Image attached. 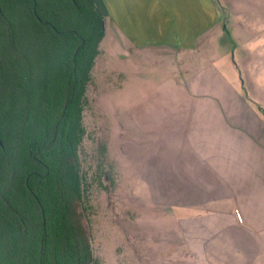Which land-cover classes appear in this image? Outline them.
I'll list each match as a JSON object with an SVG mask.
<instances>
[{"label": "rangeland", "instance_id": "1", "mask_svg": "<svg viewBox=\"0 0 264 264\" xmlns=\"http://www.w3.org/2000/svg\"><path fill=\"white\" fill-rule=\"evenodd\" d=\"M231 18L225 29L207 36L206 55L196 52L187 62L136 52L118 31L104 27L88 86L85 139L79 153L87 180L85 211L81 212L93 264H222L218 256L230 257L191 253L188 224L198 229L201 210H190L195 219L188 223L191 216L184 206L157 201L160 196L170 200L173 192L184 191L152 187L151 179L152 156H157L158 163L168 160L159 153L168 149L169 137L206 135L199 124L209 117L219 121V134H227L226 126L237 133L223 107L229 96L217 85L232 88L264 117V78L254 76L264 72V31L250 50L248 34H243L242 43L234 40L239 15ZM207 67L201 87L209 89V94L191 95L180 87L184 70L190 68L195 74ZM202 106L208 114L195 116ZM153 137L159 139L155 142ZM175 168L182 173L181 165ZM237 208L236 221L222 227L234 237L219 242L238 248L233 251L235 264H264V238L249 232L244 212Z\"/></svg>", "mask_w": 264, "mask_h": 264}, {"label": "trees", "instance_id": "2", "mask_svg": "<svg viewBox=\"0 0 264 264\" xmlns=\"http://www.w3.org/2000/svg\"><path fill=\"white\" fill-rule=\"evenodd\" d=\"M101 0H0V264H93L80 163Z\"/></svg>", "mask_w": 264, "mask_h": 264}, {"label": "crops", "instance_id": "3", "mask_svg": "<svg viewBox=\"0 0 264 264\" xmlns=\"http://www.w3.org/2000/svg\"><path fill=\"white\" fill-rule=\"evenodd\" d=\"M101 1L106 12L105 31H118L136 52H152L158 58L167 56L164 58L171 62H187L206 47L208 52L207 36L225 29L233 14L239 15L233 38L242 43L243 34H248L250 50L256 37L264 31V0ZM226 14L227 17L222 16ZM250 29L259 32L252 33ZM189 69L184 70L185 80L179 86L191 95L209 94V89L201 87L208 67L196 70L195 74ZM254 76L264 78V72H256ZM217 86L229 96L228 104L223 107L231 116V127L237 133L226 126L227 134H219V121L209 117L199 124L206 135L169 137L168 149L159 153L168 160L158 163L157 156H152L151 181L152 187L160 185L164 190L184 191L173 192L170 200L160 196L157 201L184 206L186 215L191 216L188 223L195 219L190 210H201L196 220L198 229L194 231L193 225L188 224L190 229L186 236L191 253L230 255L218 256L217 260L222 264H235L237 258L233 251L238 248L223 246L219 239L234 237L223 232L222 227L236 221L237 207L244 212L249 232L264 238V117L243 102L232 88L225 84ZM205 108L197 109L195 116L208 114L203 111ZM157 139L159 137H153L155 142ZM180 165L182 173L175 168Z\"/></svg>", "mask_w": 264, "mask_h": 264}, {"label": "water", "instance_id": "4", "mask_svg": "<svg viewBox=\"0 0 264 264\" xmlns=\"http://www.w3.org/2000/svg\"><path fill=\"white\" fill-rule=\"evenodd\" d=\"M2 144H1V141H0V146H1Z\"/></svg>", "mask_w": 264, "mask_h": 264}]
</instances>
